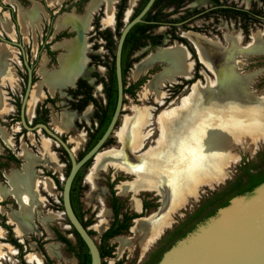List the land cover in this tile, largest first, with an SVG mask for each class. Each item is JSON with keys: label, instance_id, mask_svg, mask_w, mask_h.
Returning a JSON list of instances; mask_svg holds the SVG:
<instances>
[{"label": "rangeland", "instance_id": "374dc122", "mask_svg": "<svg viewBox=\"0 0 264 264\" xmlns=\"http://www.w3.org/2000/svg\"><path fill=\"white\" fill-rule=\"evenodd\" d=\"M102 1L105 5H100ZM106 1L107 0H99L95 11L100 5L97 12H102V27H114L115 22L113 21V23H109L108 19H106L108 14V11L106 10ZM117 1L118 0H111L110 11L114 16L116 12ZM229 1H235L239 3V5L243 4L247 7L256 2L258 7L264 8V0ZM194 3L197 4V7L207 6L208 0H200ZM129 5L130 7L128 8L127 13H125L124 15V21H126L132 14L136 3H132V0H129ZM188 7L193 8L195 7V4L190 3L188 4ZM16 11L22 31L21 39L28 46V43H30L31 35L34 37L36 36V31H38L37 28H39L40 25L38 23L37 25H31L30 22H28V18L25 16L26 14L23 13V9L21 7L16 6ZM47 18L48 20L50 19L48 16ZM59 18L60 17L56 19L57 29H59L57 27ZM40 24H43V22H40ZM240 24L241 23L235 19L227 20L222 17L216 18V16H213L209 19H198L190 25H187L186 27L195 29L200 27L202 33L211 36L213 39H218V37H220L221 41H223V43H226L224 46L228 45V42L226 40L227 35L240 36L241 52H238L236 56V60L239 63L237 71L242 75L252 74L251 76L253 79L250 90L257 92L259 96H263L264 54L252 53L250 51H247V48L250 45L249 43L252 41L254 35L258 34L264 40V20L262 19L261 21L252 24V26L250 27V36L248 39H245ZM1 26L0 33L6 35L7 30ZM167 29L168 27L163 26L160 27L158 31L166 32ZM181 30L182 28L180 27L178 29V32L181 33ZM91 33V30L87 33L88 37L85 42L87 48L89 49L88 52L90 51V53L100 55L103 63L110 65L112 62L111 52L102 46L104 43L102 39L97 38L96 40L93 38V41H91V36H93V34ZM87 41L89 42V44ZM94 43H97L98 45L97 50H93ZM172 43L173 41H169V36L166 35L164 43L161 47L169 46ZM4 48H7L9 52L6 58L9 74H11V76H0V119H3L2 123L9 127L8 131L11 135L16 131H20L21 128L20 123L16 122L18 121L17 117L14 119H10V117L6 116V112L9 110L7 102L12 100L10 98L12 95L8 93L7 90L10 86L13 88L15 87V82L12 80V78H14L15 81L22 82L18 71H21V73H25L26 69L18 58V55H20V51L17 47H12L6 43H2L0 45V52L3 51ZM153 50L154 49L145 48L138 51L135 55H140L144 51H146L147 54H151L152 52L156 51ZM147 54H145L139 62L147 58ZM191 62V57L190 55H188L186 60L188 68H190ZM137 64L138 62L134 63L133 67L127 74L128 84L142 77L150 68L158 67L160 69L156 73H152L149 76L148 80L139 89H137L135 96L126 94L123 114L120 117L118 126L113 132L111 143L97 154V156L99 155V157L101 158H98L96 156L90 166L85 169V175L81 182L82 190L80 193L79 201L83 217L88 222L89 228L94 230V236L98 243H100L101 241V234L110 225L113 219V210L109 204L111 199V189L109 185L112 182H114L115 184L116 193L121 198L126 200L125 206L129 207L132 211L141 212L142 200L145 198L147 199V201H149V205L151 207L148 212L141 218H147L148 216L152 217L156 213H164L165 219L166 221L168 220V222L165 224V226H163L162 231L157 235V238L155 237V239L148 240L149 237L140 236L133 231L132 226L135 223L134 220L132 222V226L127 232L115 236L109 240V244L115 245V247L112 256L104 257L103 260L106 262V264H116L119 261L120 264H144L146 259L148 258L149 253L158 246L160 240L165 236L166 232L171 231L175 226L183 223L187 218L191 217L196 211H198V209H200V207L206 204L208 200L214 198L215 195L220 193L222 189L235 183L240 178H245V169L257 170L258 168L264 166V141L257 143L256 146H254L252 149H240L236 151L234 157L229 160V162L225 166L223 176L220 178V180H217L218 182L212 180V182L210 181V183L209 181L201 182L203 184L199 183L200 185L198 184L192 190V192L190 193L191 195L189 194L186 200L183 201L184 203L182 202V204H180L181 206L178 205L180 207L176 205L169 206L168 204H164V208V205L162 204V196L156 190L140 188L133 185L126 191H122L120 189V186L122 184H133L134 182H136V173L128 170L125 166L120 165L108 158H104L103 160L102 158L105 155L118 151L122 148L124 136L128 130V124L132 121L136 111L138 109H141L142 107L148 108L149 119L148 122L142 126L141 133L150 134L148 135V139L144 140L145 143L143 142V144H141L140 146H136L133 149V154L136 157H139L145 151L151 150V148H156L157 140L159 138L158 136L160 134L157 119V117H159L158 114L160 112L163 113L169 110H175L177 108L179 109L180 107L178 106L181 104V100L188 95V90H190L188 88L189 85H185L178 90L176 89V87H174L176 79L178 78V74H176L173 78L168 77L161 79L159 81V85L156 88L146 90V85L160 73V70H162L164 66H166V63L163 61L154 63L152 62L138 72L135 71V66ZM207 67L210 69L209 66ZM44 68L52 69L53 65H47L46 63ZM208 68H206V66L203 64V67L200 69L202 79L199 82L201 84L206 83L207 79V83L212 82L215 79V74H213L214 72L211 69L208 70ZM47 69H44L46 75L50 73ZM37 71L41 76V83H43L45 76L44 72L42 71V62H40ZM93 71H98L100 75L107 77L108 68L103 64H99L96 65V70L91 71L92 76ZM50 91L53 95L55 94L54 89H52L51 87ZM93 92L98 99H100L101 97L103 98V86H101V88L100 86H96V88L94 87ZM66 99L69 98L59 96V106L57 108H52V125L56 127L59 132L67 135V139L69 140L70 145L73 146V151L78 154L80 151H83L85 149L87 143L88 135L85 127H78L74 130L69 131V129H65L67 127L59 126L60 124L55 119L56 114H60L62 112L65 113L64 111L69 108ZM85 111H89L88 116L84 117L82 113L80 115V117L82 118H78V121L85 123V125L91 126L92 121L90 117L94 111V105H88L84 112ZM80 131H82L81 133H83L84 136L80 141L76 142L73 139V135L79 133ZM27 137L29 139H27ZM27 137L24 138L26 139V141H24L23 137L21 138L20 143L22 148H17L14 144L12 145L13 151L19 157H22L21 152L23 149H28L32 152L35 151L39 154V156L42 157L44 149L47 148L56 156L58 163L62 165L58 168V170H54L53 168L45 166L43 163H36L37 160H35L32 164V169L37 173L38 177L36 179L37 184L35 187L36 193L34 202L30 203L28 199L24 204L21 203L19 208L18 202L15 198H13L12 195L6 197L1 196V198L4 197L3 199H5L6 202H9V204L2 206L0 209L5 215L6 220H8V223L13 226L15 232V227L22 224V221L17 219L16 216L19 214H23L25 207L28 208V216L31 217L32 221L34 220L33 223L35 222V228L32 230L23 228L22 233H19L17 230L15 232V235L18 238L27 240L24 251L26 260L30 258L32 254H37L43 261V264H45V258L47 257H45L46 253L47 255H49V257H51L53 261L52 264H78V259L75 254L67 251V246L63 242L58 240L56 235L54 234L53 228H58L65 234H67L70 238L75 240V237L72 233H67V231L71 229V227L67 222V218L63 213V209L60 207V196L62 195V189L55 182L54 178L47 175L46 173V170H49L56 179L60 180L61 185H63L65 173L69 169V163L67 160L68 157L62 151H60V147L56 142L52 141L51 139H47L44 135H42L41 131L37 132L36 135H34L33 133H29ZM0 151H3L2 143H0ZM138 160L139 158H136L135 161L131 160L129 161V163L136 164L137 162H139ZM23 162H25V160H23ZM13 171V166L4 171V175L7 178L4 181H0V186L9 184V175ZM162 207L164 208L163 211ZM18 208L19 212L16 211ZM0 235L5 236L6 232H2V234L0 232ZM2 236H0V246L6 247L8 249L10 245L1 243V241L4 240V238H1ZM172 240L170 243H173ZM41 249L44 250V253L41 251ZM18 262L17 252L14 253L5 250V254L0 256V264H17ZM29 262L32 264H36L34 261L29 260Z\"/></svg>", "mask_w": 264, "mask_h": 264}, {"label": "bare ground", "instance_id": "6f19581e", "mask_svg": "<svg viewBox=\"0 0 264 264\" xmlns=\"http://www.w3.org/2000/svg\"><path fill=\"white\" fill-rule=\"evenodd\" d=\"M35 10L37 12L38 8L35 7ZM107 11L106 19L113 21L110 6ZM66 20L61 16L57 26L62 27ZM184 35L194 41L200 59L214 72V81L204 86L194 85L191 94L182 99L179 109L159 115L157 146L145 151L139 157V162L129 163L131 160L128 156L149 137L150 133H141L142 126L149 119L148 108L136 111L128 124L123 147L102 158H108L136 173L135 184H122V191L133 185L156 190L162 196V204L169 206L182 204L199 183L220 180L225 166L236 151L252 149L264 141V95L259 96L250 90L252 74L241 75L237 72L239 63L236 56L241 52L240 36L227 35L228 45L224 46L217 40L207 39L192 31ZM247 51L264 54V40L260 35H254ZM158 58L167 60L169 67L147 82L146 90L156 88L161 79L173 78L176 74L187 75L189 72L187 53L178 46L152 53L135 66V71L138 72ZM61 62L62 78L70 82L83 72V48L73 43L70 52L62 55ZM23 154L27 161L25 169L30 180L28 185L31 186L35 182L30 168L34 156L26 149ZM97 157L101 158L99 155ZM41 160L47 166L57 168L59 165L47 148ZM167 222L164 213H156L152 217L137 218L132 229L136 234L152 240L157 238ZM28 225V221L24 222V226Z\"/></svg>", "mask_w": 264, "mask_h": 264}, {"label": "flooded vegetation", "instance_id": "af4514ba", "mask_svg": "<svg viewBox=\"0 0 264 264\" xmlns=\"http://www.w3.org/2000/svg\"><path fill=\"white\" fill-rule=\"evenodd\" d=\"M98 1L99 0H0V24L2 25V26L1 25L0 26L3 27L4 29H6L7 26H11L9 28L10 31H8L9 29L8 30L6 29L7 31L5 30L6 31V35H3V34L0 33V36H2L4 38H6L7 40H9V41H4L0 37V45L2 43H6V44H8V45H10L12 47H17L19 49V51H20V55H18V58L22 62L23 66L26 69L25 73H21V71H18V74L20 75L23 83L21 81H19V82L15 81L14 78H12V80L15 82V87L13 88V87L10 86L9 89L7 90V92L12 95L10 97L12 100L7 102V104H8L7 106H8L9 110L6 112V116L10 117V119H14V118L17 117L18 121H16V122L20 123L21 130L20 131H16V132H14L13 134L10 135L9 131H8L9 127L7 125H5L4 123H2L3 119H0V128L1 129L4 128L6 130V132L10 135V141H7L3 137V135H2V133L0 131V143L3 144V151H0V155L2 156L0 158V162L3 163V166L0 168V181H4L7 178L4 175V171L9 169L12 166L14 167V171L9 175V184L8 185H1L0 188L2 186H6L8 188H11V176L15 172H19V174L22 175V177L20 175V178H23V179L22 180H18L17 184L21 183V181H23L25 183L26 187L28 188V192L30 194V201L27 199L30 203L34 202V197H35V193H36L35 187H36V184H37L36 179L38 177L37 173L34 172L33 169H32V164H33V162L35 160H37L36 163H38V162L43 163V161L41 159L44 157V151H45L46 148L43 151V156L42 157L39 156V154L36 153L35 151L32 152V151L27 149L34 156V160L31 163L30 168H31V171L33 173V176L35 177V182L31 186H29L28 182L30 180L27 177L26 169H25L27 161H26V158H25V156L23 154V151L25 149H23L22 152H21V154H22L21 156L22 157H19L13 151L12 145L14 144L17 148H22L21 143H20L22 137L24 139V138H26L28 136L29 133H33L34 135H36L37 132L41 131L42 135H44L47 139H51L52 141L56 142L59 145V147H60V151H62L68 157L67 160H68V163H69V169H68V171H66L65 177L68 175V173L70 171V168H71V158L68 155L67 151L64 149V147L62 145H60L55 139H53L49 135H47V133L43 129L37 128V129H34V130H28L22 124V120H21V105H22V101H23V98H24V94H25L26 87H27V82H28V70H27V67H26V65L24 63V60H27L28 64L32 67V81H33L32 87H31V91L29 93V96H28V99H27V102H26V106H25V119H26L27 124L29 126H33V125L38 124V123L46 124L55 133L60 135L67 142V144L69 145V147H71V149L73 151V146L70 145L69 140L67 139V135L59 132L56 129V127H54L52 125V120H51L52 119V108H57L59 106V104H58V101H60L59 100V96L60 97L69 98V99H66L69 108L67 110H65L64 112H69L70 114H75V117H74V119L72 121L71 126L65 128V129H69V131H70V130H74L75 128H78V127H85V129L87 131L88 139H89V134H88L87 128H90V130L93 131L94 128L97 127L98 124H99L98 119L96 117H94V112L96 110V106H95V104L93 102H89L85 106V108L83 110H78L76 108H72L71 102L72 101H77V99L74 98L68 92V90L70 88H76L78 80L79 79H84L92 86V94L97 99V101L100 102V103H103V104L107 103V96H106V93H105L104 80L108 81L109 70H110V67L113 64V60H114V65H115L116 48H117V43H118V40H119V37H120V34H121V30H122L124 25L129 20H131L132 18L137 16L142 11V9L145 7V5L148 3L149 0L147 1V3L144 5V7L141 9V11L137 15H134V13H135V9L138 6L140 0H132V3L135 2L136 5H135V7L133 9V12L130 15V17L126 21H124V15H125V13H127L128 8L130 7L129 0H127V6H126L125 10L123 11V15H122V21H123L124 25L120 29L119 36H117L116 34L114 35V38L116 40V47H115L114 57H113V55L111 53L112 62H111L110 65H107L106 63H103L102 59L100 58V55L95 54V53H90V51L88 52L89 49L87 48V45H86L85 42H86L87 37H88L87 33L90 32V30H91L92 31L91 34H93V36H91V41H93V38L96 39V40H97V38H100V39H102L104 41L102 46L106 48V46H105L106 41L101 36L98 35V31L99 30H104V29H107V28L111 29L112 31L116 30V22H117L116 14H117L118 4H119L120 0H118L117 3H116L115 16L113 15V21L115 22L114 27H111V26L102 27V25H101L102 12L101 11L97 12V10L100 7V5L104 4V2L102 1L101 4L99 5V7L97 8V10L95 11ZM197 1H200V0L188 1L182 8H180V10L178 12H175L174 14L171 15L172 18H176L177 19L176 21L173 22V26L172 27H171V25L162 24V25H159V26H157L155 28V32L156 33L163 34V38H162V43L161 44H159L157 46H151V45L144 46V47L136 50L133 53V55H132V57H139L138 60L133 62V64H134L136 62L140 63L139 62L140 59L145 54H147V52L144 51L140 55H135L138 51H140L142 49H145V48L156 50L158 47H160L155 52H152V53H156V52H158L160 50H166V49H169V48H172V47H175V46H178L179 48H184L186 53H187V57H188V55H190L191 61L193 63L191 62V65H190V68H189V72H188L187 75H181V74L177 75L178 78L176 79V83H175L174 87H176V89L178 90V89L184 87L185 85H189L188 88L190 90H188V95L187 96H189L191 94V92L193 90L192 88L194 87V85L201 84L199 82L202 79V75L200 73V69L203 67V64L206 66V68H208V67L200 59V56L198 54V51H197V48H196V45H195L194 41H192L190 38L187 37V35H184V34L186 32L192 31L194 33H199V34L205 36V38H207V39L217 40L222 45L226 44V43H223V41H221L220 37H218V39L217 38L213 39L211 36H208V35L202 33L200 27H198L196 29L195 28H188V27H186L187 25H190L191 23L195 22L198 19H209V18H211L213 16H216V18L222 17V18H225L227 20L228 19H235V20H238L241 23L240 27L243 30V35H244L245 39H248L249 36H250V27L252 26V24H254V23L258 22V21H261L262 19L264 20V8L258 7L256 2H254L251 6L247 7V6L243 5V4L239 5V3L235 2V1L220 0L221 2H224L227 5L236 4L238 7H244V8H250V7H253L255 5L256 9H261L262 10L261 13L260 14H256V17L258 18V20L250 22L249 20H245V19H243L240 16L236 17L234 15H226V14H224V12L215 11L214 9L217 6L213 5L211 0H208V5L207 6H202V7H197V4L194 3V2H197ZM106 2H107V5H106V10H107L108 6L111 7V0H107ZM190 3L195 4V7L189 8L188 4H190ZM108 4H110V5H108ZM16 6L21 7L23 9V13L26 14L25 16L28 18V22H30L31 25H37V23L40 25L39 28H37L38 31H36V36L34 37V36L31 35L30 43H28V46L21 39L22 31H21L20 24H19V21H18ZM35 7L38 8L37 12L35 10ZM151 7H150V9H151ZM173 9H174V7L171 6L168 10L171 11ZM146 14H145V16H146ZM47 16L50 18L49 20H48ZM61 16L65 17L67 20L65 21V24L62 26V28L57 26L59 28V29H57L56 28V19L58 17H61ZM145 16H144V20L141 21V22H145L146 21ZM68 18H70L69 21H68ZM43 19H44V21H43ZM45 20H46V22H45ZM108 21H109V23H113L112 19H110ZM40 22H43V24H40ZM7 24H10V25H7ZM244 24H248V29H249L248 34H246L245 31H244V27H243ZM163 26L164 27H168L167 31L166 32H159L158 29L160 27H163ZM180 27L182 28L181 33L178 32V29ZM91 28H93V29H91ZM34 29H36V28H34ZM169 30L171 32H169ZM80 33H82L81 37H80ZM166 35L169 36V41H173V43L170 44L169 46L161 47L162 44L164 43V39H165ZM179 38H184L187 41V43L179 40ZM10 41L20 42L22 44V46H23L24 51L20 48V46H18L16 44H13ZM73 43L78 45V47H82L83 48V55H84V58H85V62L83 64V72L81 74L77 75L76 78L71 80L70 83L67 84L66 86L55 88L54 89L55 94L53 95L51 93V91H50V87L52 88V86H51L49 80L46 79V74L44 72V69H47V68H44V66L46 65V63H47V65H53L52 69H47L50 73H53L54 71H56V70H58L60 68V64H61V70H62V62H61L62 61V55L67 54V53L70 52V45H72ZM88 44H89V42H88ZM123 44H124V42H123ZM97 48H98L97 43H94L93 44V50H97ZM106 49L109 51L108 48H106ZM122 50H123V46H122ZM8 54H9V52H8L7 48H4L3 51L0 52V57H3V59H5V61H6V63H7V58L6 57H7ZM151 54L149 53L147 55L149 56ZM42 59H43V61H42ZM156 60L154 62L163 61V62L166 63V66H164V68L162 70H160V73L163 72L167 67H169V63H168L167 60L162 59V58H158ZM186 60H187V58H186ZM40 62H42V71L44 72V76H45V79L43 80L42 88H41L44 95H43V99H41V100L38 99L36 101L34 114H33L32 117H30L29 114H28L29 102H30V100L32 98V94H33V92L35 90V87L39 83L42 82L41 76H40V74L37 71L38 70V66L40 65ZM99 64H103V65L107 66V68H108L107 77L100 75V73L98 71H93V76L91 75V71L92 70H96V65H99ZM133 64H132V67H133ZM121 66H122V54H121ZM132 67H130L129 70ZM159 69L160 68H158V67L150 68L147 71V73L144 74L143 76L147 75L148 78H149V76L152 73H156L157 71H159ZM129 70H128V72H129ZM208 70H210V69L208 68ZM128 72H127V74H128ZM115 74H116V72H115ZM122 74H123V71H122ZM127 74H126V85H124V88L125 87H129L132 83L137 82L140 78L143 77L142 76L139 79H137L136 81H133L132 83L128 84L127 83ZM0 76L2 77V76H6V75H0ZM7 76H11V74H9V72H8ZM101 78H103L104 80H99ZM148 78L146 79V81L148 80ZM116 80H117V78H116ZM207 81H208V79H207ZM207 81H206V83H207ZM206 83L201 84V85L204 86V85H206ZM123 84H124V77H123ZM143 84H141L138 88L135 89V94H132L131 92H125L124 91L123 107H124L125 100H126V94H131L132 96H135L137 89H139ZM96 86H100V88H101V86H103V93H104L103 94V98L101 97L100 99H98L94 95L93 91H94V87L96 88ZM117 92H118V85H117ZM47 97H51L53 99V101H48L45 104L46 108L48 109V113L47 114H43V113L38 114L37 113L38 107L45 102ZM117 99H118V93H117ZM0 100H1V97H0ZM116 103H117V101H116ZM90 104L94 105V111H93L91 117L89 115V117H90V119L92 121V124H91V126H88V125H85V123H83V122H79L78 118H82V117H80V115L82 113H83L84 117L88 116L89 111H85L84 112V110ZM181 105H182V100H181V104L178 107H181ZM115 108H116V106H115ZM114 111H115V109H114ZM62 113L56 114L55 117H59ZM122 114H123V108H122V111H121V115ZM159 114H158V116H159ZM121 115H120V117H121ZM46 116H47L48 120L44 121ZM120 117H119V119L117 121L116 127L119 124ZM157 119H158V117H157ZM116 127H115V129H116ZM115 129H114V131H115ZM81 132L82 131H80L79 133H76L75 135H73V139L76 142L80 141V139H82V137L84 136V134L81 133ZM113 132L110 135L111 138H112ZM110 137H108V139ZM27 139H29V138L27 137ZM88 139H87V143H88ZM24 141H26V139H24ZM106 142L104 144L103 149L111 143L110 142L109 144H106ZM87 143H86L85 149L83 151H80L78 154H76L73 151L77 159L81 158L85 153H87L90 150L89 149L88 151H86ZM51 154L54 155L53 153H51ZM133 155L134 154H129V156H128L129 160H135L136 158H139L141 156L140 155L139 157H136L135 155L134 156ZM96 156L97 155H95L94 157L91 158L92 161H93V159ZM54 157L56 158L55 155H54ZM23 160H25V162H23ZM92 161H91V163H92ZM57 162H58V160H57ZM85 164L79 169V171L84 169ZM44 165L47 166L46 164H44ZM61 165L62 164H59L57 168H55L54 166H47V167L53 168L54 170H58V168ZM46 173H47V175L53 177L55 182H56V178L54 177V175L49 170H46ZM57 180L60 182L59 179H57ZM64 180H65V178H64ZM243 181L244 182L246 181V177L243 178ZM235 183L225 187L220 192H222L224 190H229L230 186L235 185ZM60 187H61V189L63 191V185H61ZM114 188H115V186H114ZM218 194L215 195L214 198H212V201H213L212 203L207 201V203L204 204L202 207H200V209H198V211H196L191 217L187 218L183 223H180L179 225L175 226L171 231L166 232L165 236L162 237V239L160 240L158 246L155 247V249H153L149 253L148 258L146 259L144 264H149L157 256H159V254L163 255V253L170 246H172L174 244V243H170L172 239H173L172 242L177 241L182 234H187L189 232V230L191 231L194 226L196 227V225L199 224L204 219V217H206L209 214V212L212 209H214L216 206H218L219 200H220V198H219L220 194L219 195ZM9 195H12L13 198L16 199V201L19 204V208H20V204L22 203L20 198H18L12 192H9V193H7L4 196L6 197V196H9ZM111 196H112V193H111ZM79 197H80V194H79ZM3 198L4 197L1 198V196H0V208L2 206H5V205L9 204V202H6V200L3 199ZM121 199H123V198H121ZM143 200L147 201V199H145V198ZM143 200H142V211L141 212H143ZM60 201H61L60 207L63 209V213H64L62 195L60 196ZM125 205H126V200H125ZM19 208L17 210L15 209V210L17 212H19ZM126 208H129V207L125 206L124 209L126 210ZM25 209H26V215L28 216L29 215V213H28L29 210H28V208H25ZM124 209L122 211H125ZM132 212H138V211H132ZM141 212H138V213H141ZM23 214H25V213L23 212ZM23 214H19L18 218H21V220H23L25 218L26 221H28L30 225H28V227H26L24 225L17 226V227H15V232L17 230L20 233L21 232L20 230L21 229L23 230V228H26V229H29V230H32V229L35 228V225H34L35 222L33 223L34 220L32 221L30 216H28V218H27ZM64 215H65V213H64ZM142 216H144V215H142ZM142 216L134 218L132 220V222L134 220H136L137 218H141ZM67 222L70 225L68 219H67ZM88 225H85V226L88 227L89 230H92V229L89 228ZM70 227H71V229H69L67 231V233H72L74 235V237H75V240L70 238L62 230H60L58 228H53L54 234L56 235L57 239L60 240L61 242H63L66 246H67V244L60 239L59 233H61L62 235L66 236L67 238H69L74 245H77V238H76L75 234L72 232V229L74 227H72L71 225H70ZM0 230L2 232H6L5 236L0 235V236H2L1 238H4V240L1 241V243L10 245V247H13V248L16 249L15 252H17V259L19 261L17 264H22V262H21V254H22V259H23V261L26 264H32V263L29 262L28 259H27L28 261L25 259V252L24 251H25V245H26L27 240L18 238L15 235L13 226L8 223V220H6V217L2 213L1 209H0ZM11 230H12V234H11ZM92 235H94V234H92ZM116 236H118V235H116ZM113 237H115V236H113ZM13 239H16L19 243H21L22 246H17L16 244H14L13 243ZM31 241H33V240H31ZM98 245H99V243H98ZM41 251L44 253L43 249H41ZM67 251L72 252V253L75 254L74 251L69 250L68 246H67ZM75 256L77 257L76 254H75ZM45 257H46L45 258V264H48L49 261L52 264L53 261H52L51 257H49V255H47L46 253H45ZM77 259H78V257H77ZM35 263L38 264L37 262H35ZM41 264H43L42 260H41ZM78 264H79V259H78Z\"/></svg>", "mask_w": 264, "mask_h": 264}, {"label": "water", "instance_id": "95a60500", "mask_svg": "<svg viewBox=\"0 0 264 264\" xmlns=\"http://www.w3.org/2000/svg\"><path fill=\"white\" fill-rule=\"evenodd\" d=\"M155 0H149L142 11L129 20L121 30L115 55V72L118 85V99L112 119L98 142L81 158L77 159L67 142L44 123L29 126L25 119V106L32 87V67L27 60L28 82L21 105V120L28 130L43 129L47 135L64 147L71 158V168L63 183L62 200L64 213L88 246L92 264H102L99 245L73 210L70 198L71 186L79 169L97 155L108 137L114 131L121 115L124 98V84L121 66L122 46L130 28L144 20V16ZM82 33H80V37ZM2 40L9 41L0 36ZM20 46V42L10 41ZM155 264H264V182L252 191L233 196L229 203L217 209L214 215L177 240Z\"/></svg>", "mask_w": 264, "mask_h": 264}, {"label": "trees", "instance_id": "16d2710c", "mask_svg": "<svg viewBox=\"0 0 264 264\" xmlns=\"http://www.w3.org/2000/svg\"><path fill=\"white\" fill-rule=\"evenodd\" d=\"M148 0H140L138 6L135 9L134 15H137L141 9L144 7V5L147 3ZM188 1L191 0H155L154 4L152 5L151 9L147 12L145 19V22H138L136 23L128 32L124 44H123V50H122V71H123V77H124V85H126V74L130 67H132V64L134 61L138 60L139 57H132L133 53L147 45L151 46H157L162 43L163 34L156 33L155 28L159 25L166 24L173 26V22L176 21V18H172L171 15L175 12H178L180 8H182ZM213 5H216L217 7L214 9L217 12H224L226 15H234V16H240L245 20L256 21L258 18L256 17V14L261 13V9H256V6L250 8H244V7H238L236 4L227 5L224 2H221L220 0H211ZM127 6V0H120L118 4V10L116 14V30L112 31L111 29L107 28L104 30H99L98 35L101 36L105 41L106 48L109 49V51L112 53L114 57L115 47H116V40L114 38V35L116 34L119 36L120 29L123 27L124 23L122 21V15L123 11L125 10ZM173 6L174 9L169 11L168 9ZM244 31L246 34H248V24H244ZM169 32H171L169 30ZM179 40L187 43V41L184 38H179ZM98 57V56H97ZM148 78L147 75L140 78L137 82L132 83L129 87H125V92H131L132 94H135V89L138 88L141 84H143L146 79ZM99 80H104L103 78ZM105 93L107 96V103L103 104L97 101V99L92 94V86L84 79H79L77 82L76 88H70L68 92L77 99V101H72L71 106L72 108H76L78 110H83L85 106L89 102H93L96 106V110L94 112V117L98 119V126L94 128L93 131L90 130V128H87L89 139L86 147V151L91 149L97 141L102 137L105 130L107 129L109 122L112 118L116 101H117V80H116V74H115V65L114 60L113 64L110 67L109 70V78L108 81H105ZM53 101L51 97H47L45 102L41 104L38 109V114H47L48 109L46 108V102ZM47 116L45 117L44 121H47ZM112 138L110 137L106 144H109L111 142ZM83 154V153H82ZM81 154V155H82ZM2 156L0 155V158ZM92 159H90L84 166V169L80 170L71 186V204L73 207V210L79 217V219L83 222L84 225H88V222L84 220L83 213L81 212V205L79 201V194L81 192V181L85 174V168H87L91 164ZM3 166V163L0 162V168ZM246 173V181H243V178H240L236 181L235 185L230 186L229 190H224L220 192V200L218 206H216L214 209H212L209 214L204 217V219L201 221L203 222L205 219H207L209 216L214 215L217 211V209L221 206H225L229 203V200L238 194H244L246 192L252 191L256 186H258L260 183L264 182V166L258 168L257 170H251V169H245ZM56 182L61 186L60 182L56 179ZM111 189V199H110V206L113 209V220L111 221V224L109 227H107L103 233L101 234V241L99 243V248L101 251L102 258L106 256H112L115 245L109 244V239L113 236L125 233L129 230L130 226L132 225V220L136 217L145 215L149 208V202L146 200H143V212H132L129 208H126L125 211H122L125 208V200L121 199L117 194L116 190L114 188L115 184L112 182L110 185ZM218 194V195H219ZM209 202H213L212 198L208 200ZM195 228V226L192 228V230ZM72 232L75 234L77 238V245H74L72 241L67 238L66 236L59 233L60 239L64 241L69 250L74 251L79 259V264H92V255L90 253V250L84 240L81 238L79 233L73 228ZM91 234H94L95 232L93 230H89ZM190 232V230H189ZM12 234V230H11ZM186 234H182L180 237H184ZM179 237V239H180ZM178 239V240H179ZM174 241L173 243H175ZM13 243L17 246H22L21 243H19L16 239H13ZM161 254L157 256L153 261H151L149 264H155L157 263L160 258ZM50 260V259H49ZM21 262L22 264H26L22 259L21 254ZM48 264H51L50 261ZM102 264H106V262L103 260ZM116 264H120V261Z\"/></svg>", "mask_w": 264, "mask_h": 264}, {"label": "crops", "instance_id": "0c3cea01", "mask_svg": "<svg viewBox=\"0 0 264 264\" xmlns=\"http://www.w3.org/2000/svg\"><path fill=\"white\" fill-rule=\"evenodd\" d=\"M10 25V24H7ZM11 26H7V30L10 28ZM10 31V29L8 30ZM9 72L8 70V66L7 63L5 61V59H3V57H0V75H7V73ZM62 74V70H61V64H60V68L56 71H54L53 73H48L46 75V79L49 80L51 86L53 89L57 88V87H63L66 86L67 84H69L70 82H65L61 76ZM42 83H39L36 87L35 90L32 94V98L29 102L28 105V114L30 117L33 116L34 114V109H35V103L36 101L39 99H43V92H42ZM75 117V114H70L69 112H65L62 113L59 117H56L57 122L60 124V126L62 127H70L72 124V121ZM0 131L3 135V137L7 140L10 141V135L6 132V130L4 128H0ZM19 172H15L14 174H12L11 176V188H8L6 186H2L0 188V196H4L9 192L14 193L18 198H20V200L22 201V203L24 204L27 199H29L30 201V194L28 192V188L26 187L25 183L23 181H21V183L17 184L18 180H22L23 178H20ZM22 177V175H21ZM18 185V186H17ZM27 208V207H25ZM24 213L23 215H25V217L28 218V216L26 215V209H24ZM19 215L16 216L17 219L21 220V218H18ZM22 224L24 225V222H26V219L24 218L23 220H21ZM22 233V229L20 230ZM1 234L2 231L0 230ZM5 250L7 251H11V252H15L16 249L13 247H8V249L6 247H2L0 246V256H2L3 254H5ZM28 260H32L37 262L38 264H41V260L40 257L37 254H32L30 256V259L28 258Z\"/></svg>", "mask_w": 264, "mask_h": 264}]
</instances>
